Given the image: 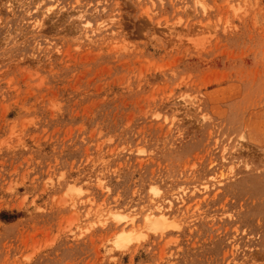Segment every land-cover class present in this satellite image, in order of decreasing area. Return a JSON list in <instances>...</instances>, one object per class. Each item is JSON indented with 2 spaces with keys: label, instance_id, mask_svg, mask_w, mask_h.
I'll list each match as a JSON object with an SVG mask.
<instances>
[{
  "label": "rangeland",
  "instance_id": "rangeland-1",
  "mask_svg": "<svg viewBox=\"0 0 264 264\" xmlns=\"http://www.w3.org/2000/svg\"><path fill=\"white\" fill-rule=\"evenodd\" d=\"M0 264H264V0H0Z\"/></svg>",
  "mask_w": 264,
  "mask_h": 264
},
{
  "label": "bare ground",
  "instance_id": "bare-ground-1",
  "mask_svg": "<svg viewBox=\"0 0 264 264\" xmlns=\"http://www.w3.org/2000/svg\"><path fill=\"white\" fill-rule=\"evenodd\" d=\"M84 25L89 27L91 25V23L90 22H85ZM161 198H162V196H161ZM178 199L180 201L181 200L185 201V198L183 196H182V198H178ZM162 200H163V198H162ZM173 201L171 199L170 200L166 199V200H164L165 203H163V202L160 203V204L157 203L156 208L151 209L148 212V215H147L148 225L152 226V227L153 226L160 227L162 225L164 226V225L168 224L167 222L169 221L170 216H171V214H173L172 212L174 210V205L175 204H174ZM127 217L125 215H122V214H119V213L114 214V219L117 220V221H121V222L126 221L128 219ZM128 221L133 223L134 222V217H130V219H128Z\"/></svg>",
  "mask_w": 264,
  "mask_h": 264
}]
</instances>
